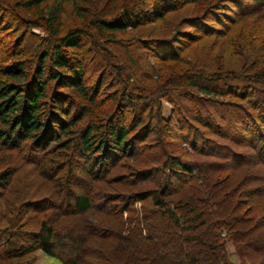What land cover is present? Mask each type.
<instances>
[{
	"label": "rangeland",
	"instance_id": "obj_1",
	"mask_svg": "<svg viewBox=\"0 0 264 264\" xmlns=\"http://www.w3.org/2000/svg\"><path fill=\"white\" fill-rule=\"evenodd\" d=\"M149 1L65 3L63 30H88L86 81L100 83L92 111L79 125L94 123L104 130L110 117H123L132 129V151L99 165L95 154L81 153L73 143L45 149L29 140L17 146L0 143V173L6 176L0 183V264H68L70 259L118 264L121 254L111 245L129 217L127 229L139 221L143 235H160L155 245L143 242L149 246L142 251L149 253L139 264H170L176 251L165 235L171 226L152 198L132 197L159 188L170 207L190 203L203 212L197 230L182 232L197 233L188 250L200 261L213 258L201 243L213 240L223 249L221 264H264V158L249 140L259 137L250 134L254 131L264 143V83L240 90L234 85L232 94L224 90L208 97L178 83L183 73H216L244 84L263 71L264 0H176L163 17L128 26L108 40L89 26L101 11V16L115 15ZM8 13L0 28V66L13 57L32 61L50 38L43 28L15 19L14 10ZM195 115L210 118L212 129L198 124ZM210 148L215 154H207ZM176 160L192 172L175 178L170 163ZM81 194L91 205L84 211L73 205ZM42 222L59 238L56 257L32 247Z\"/></svg>",
	"mask_w": 264,
	"mask_h": 264
},
{
	"label": "trees",
	"instance_id": "obj_2",
	"mask_svg": "<svg viewBox=\"0 0 264 264\" xmlns=\"http://www.w3.org/2000/svg\"><path fill=\"white\" fill-rule=\"evenodd\" d=\"M67 1L0 0V28L3 25L4 17L12 9L14 13H17L15 19L20 18L28 28L36 26L43 28L50 38L35 54L32 61L13 57L0 66V143L17 146L21 142L29 140L33 146L44 149L54 146L68 147L73 143L81 153L95 154V160L99 165H108L115 162L119 155L131 154V138L129 136L132 129L124 125L123 117L120 119L110 117L104 125V130H100V127L94 123L85 126L79 125L84 116L92 111L91 108L99 92L100 83L89 85L86 81L83 41L90 34L88 30L84 26H72L63 30L62 17ZM175 3L176 0H150L147 4L140 5L137 10L134 7H126L115 15L106 13L101 16V11L98 13L99 15H93L88 23L94 32L107 39L114 37L116 32L124 30L128 26L137 27L144 20L151 22L154 18L163 17L165 13L174 9ZM77 10L80 13L79 7ZM193 20L195 18H192V22ZM254 76L255 79H252ZM254 76L248 77L245 82H242L244 84H241V82L234 83L236 77H233L234 82H228L227 79L222 80L221 76L216 73L209 75L183 73L178 76V83L184 88L195 90L208 97L221 95L224 90H229L226 92L232 94L234 85L240 90L247 86L251 88L257 83H264V70L254 73ZM226 84H230V86L227 87ZM121 99L124 102L129 100L122 96ZM207 118L201 115L194 116L198 124L210 130L213 124L209 120L210 118ZM140 121L138 119L139 123ZM252 126L255 128V125ZM146 127L144 126L143 131ZM234 128L237 132L238 127L235 125ZM250 134L259 136L258 140L254 137L249 140L250 144L254 146L255 153L260 158H264V143L260 141V134L254 133V131ZM195 143V139H190L193 148L197 147ZM207 154L215 153L210 148ZM170 164L172 170L175 169L173 174L175 178H180L181 175L192 172L193 169L180 160L171 161ZM5 178L6 176L0 173V183ZM160 189L147 190L132 197L134 200L152 198L153 203L161 209H158L161 211L160 215H164L163 222L166 221V225L171 226L172 231L167 233V237L165 235L167 243L169 241L171 244L173 243L176 251L170 264H221L222 255L220 253L223 249L217 241L201 242L209 249L210 253L207 252L213 258L210 261L208 259L200 261L196 254L188 250V245L191 240L197 238V233L193 237L188 233H182L183 231L197 230L199 224L204 221L203 212L197 211V207L190 203L170 207L165 200L167 195L161 196ZM73 205L83 211L91 207L88 197L82 194L75 196ZM176 210L181 211L178 213ZM192 212L194 213L192 214ZM131 221V217L127 218L125 222L123 221L126 227L121 223V228L124 231L121 230L112 241L114 244L111 246L121 254L118 264L143 262V258L149 253V251L147 253L142 251L149 246L143 242L153 241L155 245L158 242L157 237L160 236L153 232L143 235L139 221H136V226L127 229ZM201 234H204L203 231ZM58 239L52 227L42 222L32 247L41 249L50 257H56L54 243ZM27 251L29 250L25 252ZM161 257L163 258L162 255ZM75 262L70 259L68 264H76ZM223 264L229 263L224 260Z\"/></svg>",
	"mask_w": 264,
	"mask_h": 264
}]
</instances>
